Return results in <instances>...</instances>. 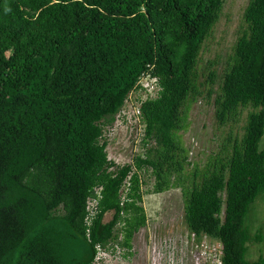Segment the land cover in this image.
Instances as JSON below:
<instances>
[{
	"label": "trees",
	"instance_id": "obj_1",
	"mask_svg": "<svg viewBox=\"0 0 264 264\" xmlns=\"http://www.w3.org/2000/svg\"><path fill=\"white\" fill-rule=\"evenodd\" d=\"M226 1L0 0V264L129 258L143 195L176 188L186 230L220 242L222 264H264L247 259L264 215L244 223L264 191V0L245 5L222 73L197 68ZM137 91L143 151L118 165L104 131ZM200 99L222 135L202 168L180 137Z\"/></svg>",
	"mask_w": 264,
	"mask_h": 264
},
{
	"label": "rangeland",
	"instance_id": "obj_2",
	"mask_svg": "<svg viewBox=\"0 0 264 264\" xmlns=\"http://www.w3.org/2000/svg\"><path fill=\"white\" fill-rule=\"evenodd\" d=\"M248 0H227L222 8L220 17L207 39L201 53L198 69L204 72L209 70L208 63L215 62L217 75L222 73L227 56L240 30L242 24V12ZM207 69V70H206ZM148 91L154 85L146 79ZM156 91L147 92L148 97L153 98ZM145 92H132L124 104L120 113L116 116L112 127L104 131L107 139L108 158L113 159L116 164L121 165L143 151L140 146L142 137V125L138 118V100H144ZM244 118V116H243ZM188 128L180 132L182 144L189 151V161L202 168L211 152L217 150L221 141V133L216 129L213 121L212 99L209 102L199 100L194 103L188 112ZM260 145H264V133ZM142 190H150L153 178L149 171L141 173ZM142 206L146 216V225L133 237V255L123 259L117 254L103 255L98 264H156L153 259L152 249L164 238H177L181 232L185 237L186 228L183 221V197L180 189H170L160 194H145ZM264 215V191H262L254 202L245 218V226L250 232L263 226ZM111 218L110 214L104 217V221ZM162 240V241H163ZM161 241V242H162ZM145 252L148 253L147 257ZM150 254V255H149ZM152 254V255H151ZM187 255V252H186ZM259 255H264V241L248 245L247 259L255 261ZM151 260V262H150Z\"/></svg>",
	"mask_w": 264,
	"mask_h": 264
},
{
	"label": "built area",
	"instance_id": "obj_3",
	"mask_svg": "<svg viewBox=\"0 0 264 264\" xmlns=\"http://www.w3.org/2000/svg\"><path fill=\"white\" fill-rule=\"evenodd\" d=\"M154 87L151 91L146 89V78H141L139 83L146 92L155 90L154 80H150ZM185 237L183 232L177 235V238H168L158 243L152 249L153 259L156 264H222L221 262V244L217 240H211L203 236L199 242L196 241L194 234L186 230ZM187 252V255H186ZM106 255L105 252H102Z\"/></svg>",
	"mask_w": 264,
	"mask_h": 264
},
{
	"label": "flooded vegetation",
	"instance_id": "obj_4",
	"mask_svg": "<svg viewBox=\"0 0 264 264\" xmlns=\"http://www.w3.org/2000/svg\"><path fill=\"white\" fill-rule=\"evenodd\" d=\"M147 255H148V253L145 252V256H144V257H147ZM149 255H150V254H149ZM151 255H152V254H151ZM126 259H128V258H126ZM150 262H151V260H150Z\"/></svg>",
	"mask_w": 264,
	"mask_h": 264
},
{
	"label": "clouds",
	"instance_id": "obj_5",
	"mask_svg": "<svg viewBox=\"0 0 264 264\" xmlns=\"http://www.w3.org/2000/svg\"><path fill=\"white\" fill-rule=\"evenodd\" d=\"M151 78H152V77H151ZM146 79H147V78H146ZM147 80H149V81H150V80H153V79H150V78H148ZM156 90H157V89L155 88V91H156Z\"/></svg>",
	"mask_w": 264,
	"mask_h": 264
}]
</instances>
